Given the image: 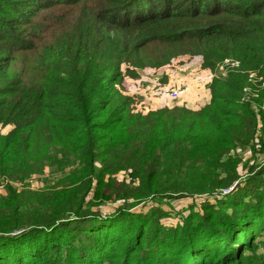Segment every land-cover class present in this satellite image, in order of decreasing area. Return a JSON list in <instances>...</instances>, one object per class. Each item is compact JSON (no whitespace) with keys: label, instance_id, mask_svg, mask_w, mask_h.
Returning a JSON list of instances; mask_svg holds the SVG:
<instances>
[{"label":"trees","instance_id":"16d2710c","mask_svg":"<svg viewBox=\"0 0 264 264\" xmlns=\"http://www.w3.org/2000/svg\"><path fill=\"white\" fill-rule=\"evenodd\" d=\"M43 2L27 9L25 0H0V125L12 126L7 134L0 132V175L21 185L19 189L7 183V193L0 196V264H108V259L140 254L162 264L172 253L181 255L178 261L183 264H227L237 254L242 258L264 229V210L258 208L263 174L243 181L229 203L207 201L201 216L174 229L161 225L169 214L158 205L143 214L133 208L139 202L159 204L200 192V185L188 181L192 174L206 175L201 192L233 183L237 174L219 180L218 174L228 173L211 140H250L255 116L240 117L231 111L233 100L215 93L212 100H220L204 110L179 106L135 112L98 76L100 66L89 60L100 64L112 51L127 60L152 40L192 46L207 59L229 57L240 48L237 39L257 44L253 32L257 27L264 30V0ZM57 5L64 8L62 17L51 13L45 19L42 12ZM5 8L60 23L61 35L49 37L37 50L52 46L49 55L34 61L40 68L21 62L23 73H37L31 81L11 79L21 58L16 52L24 55L35 48L12 43L16 22ZM218 17L228 19L202 26L204 18ZM237 25L245 29L239 33L233 29ZM32 28L44 34L40 46L51 28ZM154 30L161 34L150 36ZM255 49L261 51L258 45ZM221 103L226 110L220 111ZM51 167L57 175L64 174L61 181L42 193L33 191L28 180L54 175L53 169L46 174ZM123 170L130 172L129 182L111 178ZM92 190L96 199L101 195L106 201L136 202L103 214V200H86ZM244 198L254 204L244 203ZM185 227L186 234L181 231ZM167 234L172 242L167 243ZM152 250L159 256H152Z\"/></svg>","mask_w":264,"mask_h":264},{"label":"rangeland","instance_id":"374dc122","mask_svg":"<svg viewBox=\"0 0 264 264\" xmlns=\"http://www.w3.org/2000/svg\"><path fill=\"white\" fill-rule=\"evenodd\" d=\"M25 1H27L25 6L27 9L29 7L34 8L37 5L44 3V0ZM0 6L3 7V4L0 3ZM5 10L7 11L8 16L15 19L16 22V31H14L16 42L13 40L12 43L17 44L18 46L28 43L35 48L24 55L16 52L15 55L21 56V58L16 62L11 79L20 81L23 77L24 81H31V77L36 76L37 73H23L21 62L27 60L29 65L40 68L34 63V61L42 60L45 56L49 55L52 46L50 44L46 50H37L49 37L55 39L61 35L62 31L59 28L60 23L48 20L43 21L42 19L34 20L30 16L31 12H28L26 15H19L20 13L12 14L8 9L5 8ZM63 12L64 8L57 5L53 9L42 13H44L43 15L46 19L51 13L56 14L58 17H62ZM225 17L204 18L202 26H205V23L207 22H222ZM34 24L44 25L46 28H51L50 31L46 33L45 39L40 46H38V39H40L41 42L44 38V34L33 31L32 27H34ZM164 26H166V24H164ZM233 29L240 33V30L245 29V27L237 25ZM148 33L152 37L161 34L156 30ZM253 33L258 37V39H256L257 44L249 42L246 37H243L244 42H242L241 39H237L236 43L240 48L233 50L229 57L222 59L219 57L216 58L212 55L207 59L203 55L197 54L198 52L192 46H184V44H177L169 41L152 40L147 45L140 46L137 50H134L127 60L117 56L115 54L117 51L106 52L100 64H98L100 62L99 60H89V62L97 63L94 66H100L98 76L105 78L108 83H111L118 91L121 99L123 101L128 100L129 107L135 112L146 114L149 111L161 108L173 109L182 106L178 103L184 95L178 99H172L170 96V91L172 89L179 88L164 89L163 87L170 81H186L187 78L193 77L194 74L199 72L207 73L210 77V96L208 101L203 102L201 105L199 104L198 109L196 110H204L215 101L220 100H212V96L215 93L221 96H228L230 100L235 102V106H233L231 111L236 112L240 117L254 115L257 121L255 134L250 140H242L239 141L238 144L225 143L224 139L219 138V136H216L211 140L213 143L216 142V149L221 154L220 164L223 165V169L228 173L226 174L223 172L222 174H218L219 180L229 175L237 174L239 177L233 183L226 187L218 188V190L214 192H201V189L205 184L203 177H206V175L192 174L193 176L188 179V181L189 183L200 185V189L198 190L200 192H192L191 195H184L183 197L167 198L159 204L158 201L139 202L138 205L133 208V211L137 212V214L147 213L152 206L157 207L158 205L169 214L167 219L163 218L161 220V225L165 227H173L172 229H174L178 225L184 226L186 220L195 215L201 216L203 212L200 211V208L207 201L213 204L220 201L229 203L230 198L236 194L239 185L242 186L245 182H249L258 174H263L264 176V30L261 27H257ZM24 35H29L30 39H26V36ZM9 44H11V42H9ZM256 45L261 48L260 52L255 49ZM148 90H150V92L146 93ZM156 91L159 92L156 93ZM157 98L160 99L159 102ZM245 109L246 111L244 112ZM223 110H226V107L221 103L220 111ZM11 129V125H7L6 127L0 125V132L3 134H7ZM49 169H53L55 172V167H51L47 168L46 174L49 173ZM129 173L130 172L124 170L119 171L111 178L119 182H129ZM63 176L64 174L57 175L56 172L54 175H50L49 173L48 176L44 173V175H34L28 180V183L33 191L42 193L46 190L47 186L49 187L50 185L57 183ZM6 179L7 178L0 175V196L7 193V183L13 184L19 189L21 187L20 183L15 181V179H8L9 182ZM108 179L109 177L106 176L105 181ZM95 183L96 182L94 181V185ZM244 199V203H249L250 205L254 204V201H250L247 198ZM86 200L92 201L103 199L101 198V195L96 199V195L92 190L86 197ZM103 201L106 203L101 210L103 214H108L115 208L136 202H125V200ZM258 208L264 210V193H262V199L260 200V203H258ZM196 223V220L192 222V224ZM261 229L262 231L259 232V234H256L254 239H252L251 242L253 243L251 247L245 249L243 257L240 258V254H237L236 258L230 259L227 264H236L235 262L237 260L239 264H264V229ZM181 231L184 234L188 233L186 232V227ZM166 240L167 243L173 241V239L170 238V235H168ZM152 256L159 255L154 251V255ZM178 256L181 255H175L172 253L165 258H169L168 262L161 263L183 264L182 261H178ZM106 263L152 264V260L150 258H145L140 254L139 256L133 255L128 258L121 256L115 260L108 259ZM199 264L209 263L205 262Z\"/></svg>","mask_w":264,"mask_h":264},{"label":"crops","instance_id":"0c3cea01","mask_svg":"<svg viewBox=\"0 0 264 264\" xmlns=\"http://www.w3.org/2000/svg\"><path fill=\"white\" fill-rule=\"evenodd\" d=\"M209 80L210 77L207 73H199L193 75V77L187 78L186 81L176 80V82H168L163 88H181L189 87L188 92L182 97L179 101V105L186 106L189 109L196 110L198 109L199 104L208 101L209 99ZM183 81V82H182ZM148 90L146 93H149ZM159 91H156V93ZM160 97V96H156ZM159 102V98H157Z\"/></svg>","mask_w":264,"mask_h":264},{"label":"built area","instance_id":"2783aa9c","mask_svg":"<svg viewBox=\"0 0 264 264\" xmlns=\"http://www.w3.org/2000/svg\"><path fill=\"white\" fill-rule=\"evenodd\" d=\"M188 87H182L179 89H172L170 91V96L172 99H178L181 98L183 95H185L188 92Z\"/></svg>","mask_w":264,"mask_h":264}]
</instances>
